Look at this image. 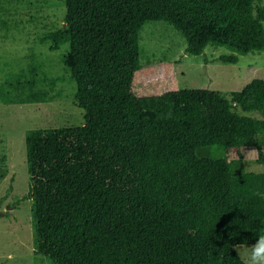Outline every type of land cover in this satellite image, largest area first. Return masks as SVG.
Returning a JSON list of instances; mask_svg holds the SVG:
<instances>
[{"label":"trees","instance_id":"obj_1","mask_svg":"<svg viewBox=\"0 0 264 264\" xmlns=\"http://www.w3.org/2000/svg\"><path fill=\"white\" fill-rule=\"evenodd\" d=\"M260 1L65 0L64 25L41 40L67 47L86 124L27 140L23 200L33 201L38 254L50 264H246L238 247L264 245V173L197 155L251 147L264 165V120L234 109L264 114V80L229 100L179 88L173 64L140 62L150 22L172 26L192 56L227 48L220 60L237 64L264 52ZM55 86L32 63L0 84V105L53 102Z\"/></svg>","mask_w":264,"mask_h":264},{"label":"rangeland","instance_id":"obj_2","mask_svg":"<svg viewBox=\"0 0 264 264\" xmlns=\"http://www.w3.org/2000/svg\"><path fill=\"white\" fill-rule=\"evenodd\" d=\"M260 9H264V0L256 4V10ZM65 16V0H0V84L32 63L41 76L56 80L53 102L0 105V171L4 175L0 179V264H50L35 248L33 201L23 197L31 189L27 165L30 134L86 124L85 112L75 101L76 85L63 63L67 47L51 52L41 40L61 28ZM186 49L184 37L167 23L150 22L141 31V64H173L181 89L217 92L230 100L231 93L242 91L253 80H264V52L239 56L237 64H227L220 60L233 54L227 48L208 47L202 56L187 54ZM41 88L47 85L42 83ZM234 109L240 115L264 120L262 113H243L238 106ZM197 155L224 160L235 173H264L255 148L224 151L209 147ZM237 251L246 264H264L262 244L240 246Z\"/></svg>","mask_w":264,"mask_h":264}]
</instances>
